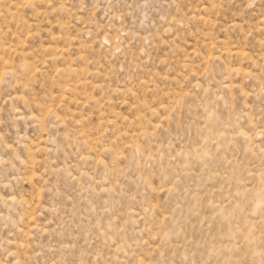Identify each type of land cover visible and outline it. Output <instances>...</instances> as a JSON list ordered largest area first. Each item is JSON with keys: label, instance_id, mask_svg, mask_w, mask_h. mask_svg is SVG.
<instances>
[{"label": "rangeland", "instance_id": "obj_1", "mask_svg": "<svg viewBox=\"0 0 264 264\" xmlns=\"http://www.w3.org/2000/svg\"><path fill=\"white\" fill-rule=\"evenodd\" d=\"M0 264H264V0H0Z\"/></svg>", "mask_w": 264, "mask_h": 264}]
</instances>
